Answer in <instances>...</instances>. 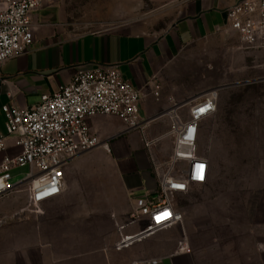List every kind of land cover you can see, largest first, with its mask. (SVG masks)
<instances>
[{
    "label": "crops",
    "instance_id": "obj_1",
    "mask_svg": "<svg viewBox=\"0 0 264 264\" xmlns=\"http://www.w3.org/2000/svg\"><path fill=\"white\" fill-rule=\"evenodd\" d=\"M58 1L44 0L30 13L31 46L0 66V135L6 136L3 106L29 108L68 84L77 70L108 65L116 66L139 92L138 117L147 124L142 132L125 133L117 118L90 119L101 145L66 164L63 191L41 204L40 213L27 208L28 169H12L14 189L0 198V264H264V191L256 199L237 197L236 203L228 193L222 205H193L186 221L173 206L182 215L180 224L114 249L148 224L146 216L131 219L136 201L158 202L157 175L165 167L156 153L167 141L172 151L166 137L169 121L161 115L195 97L174 85L172 58L213 36L236 39L228 31L225 12L241 0L179 2L176 21L161 35L140 21L75 35L66 27ZM181 114L186 118L187 110ZM15 140V135L6 136L0 161L19 154ZM147 141L156 142L146 148ZM182 240L189 254L179 251Z\"/></svg>",
    "mask_w": 264,
    "mask_h": 264
},
{
    "label": "built area",
    "instance_id": "obj_2",
    "mask_svg": "<svg viewBox=\"0 0 264 264\" xmlns=\"http://www.w3.org/2000/svg\"><path fill=\"white\" fill-rule=\"evenodd\" d=\"M44 0H0V66L21 56L31 46L33 35L30 13L38 10ZM228 31L243 49H264V0H241L225 12ZM155 87V98L158 97ZM217 90L174 105L161 117L169 121L166 134L172 141L169 166L157 175L156 204L136 201L132 220L148 218L146 228L114 246L120 250L136 241L166 230L182 222V215L173 208V196L185 194L191 186L204 185L210 167L208 160L198 154L201 124L216 110ZM139 92L118 73L116 66L77 70L71 81L54 93L41 96L26 109L5 105L1 108L6 136L15 135L19 154L4 156L0 161V198L9 194L14 185L10 172L27 168L24 180L29 183L27 208L40 213L39 206L57 198L64 189L63 168L78 154L87 153L101 145L98 134L89 126L94 117H114L123 132H142L146 122L138 117ZM187 108V117L181 111ZM6 136L0 135V155L5 150ZM156 142V141H155ZM145 142L149 148L155 144ZM106 148V145H103ZM152 159V158H151ZM153 162V159H152ZM184 167L178 171L177 165ZM156 172L158 166L153 162ZM179 251L190 249L184 240ZM156 264V262H150Z\"/></svg>",
    "mask_w": 264,
    "mask_h": 264
},
{
    "label": "rangeland",
    "instance_id": "obj_3",
    "mask_svg": "<svg viewBox=\"0 0 264 264\" xmlns=\"http://www.w3.org/2000/svg\"><path fill=\"white\" fill-rule=\"evenodd\" d=\"M184 1L58 3L66 27L75 35L130 21H140L152 33L161 35L176 21L175 10ZM171 66L174 85L181 90L187 88L195 97L211 90L218 92L215 113L200 126L197 149L209 162L210 176L204 185L191 186L186 194L174 196L173 206L186 221L193 205H222L228 193L236 196L235 203L241 196L256 199L264 191V53L241 50L234 37L219 35L184 47L174 55ZM170 150L167 141L156 153L157 162L165 169L170 163ZM183 167L179 164L175 170Z\"/></svg>",
    "mask_w": 264,
    "mask_h": 264
}]
</instances>
